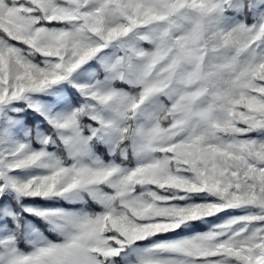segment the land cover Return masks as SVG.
Wrapping results in <instances>:
<instances>
[{
  "label": "snow or ice",
  "instance_id": "6c2138e0",
  "mask_svg": "<svg viewBox=\"0 0 264 264\" xmlns=\"http://www.w3.org/2000/svg\"><path fill=\"white\" fill-rule=\"evenodd\" d=\"M0 264H264V0H0Z\"/></svg>",
  "mask_w": 264,
  "mask_h": 264
}]
</instances>
